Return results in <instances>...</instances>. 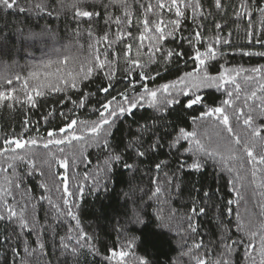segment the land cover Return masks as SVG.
<instances>
[{
  "label": "snow or ice",
  "instance_id": "1",
  "mask_svg": "<svg viewBox=\"0 0 264 264\" xmlns=\"http://www.w3.org/2000/svg\"><path fill=\"white\" fill-rule=\"evenodd\" d=\"M228 19L248 45L264 46V0H0V51L12 34L16 53L30 58L13 62L25 74L0 71V109L24 113L18 133L0 134V264H79L85 254L152 264L132 230L145 224L143 208L127 216L107 254L77 210L86 182L106 190L117 165L134 175L162 149L176 167L155 163L140 204L154 202L158 226L179 237L172 264H264V64H228ZM37 46L48 49L38 59ZM210 91L219 95L209 102ZM209 165L228 177L233 199L195 183L184 198L179 176ZM241 201L243 210L234 209ZM210 211L216 232L205 240L199 219Z\"/></svg>",
  "mask_w": 264,
  "mask_h": 264
},
{
  "label": "trees",
  "instance_id": "2",
  "mask_svg": "<svg viewBox=\"0 0 264 264\" xmlns=\"http://www.w3.org/2000/svg\"><path fill=\"white\" fill-rule=\"evenodd\" d=\"M9 22H12V17H9ZM40 23L42 24L44 21L41 20ZM24 24L38 27V25H35L30 19H25ZM224 24L226 31L233 32V45L228 49V64L232 66L242 65L244 67L264 64V57H248L234 54L235 50L239 48L264 50V46L260 44L248 45L243 39V33L236 29L230 19L225 20ZM0 28H3V21H0ZM59 32L61 38L60 42L67 43L70 39V33L65 31L63 25L59 26ZM20 46V42L17 38L9 34L6 48L0 51V71H7L10 75L16 72H20L21 74L27 72V67H20L13 63L17 61L19 65H26L29 62L30 58L26 57L22 52L19 54L16 53L15 49ZM0 47L3 46L0 45ZM46 51H48L47 48L37 46L35 49L36 58H40ZM70 54H77L76 49H72ZM83 54L86 55V53ZM5 64L10 65V67L5 69L3 67ZM218 95V93L210 91L206 98L210 102L214 96ZM52 100H54V98H50L49 103H51ZM41 103L44 102L42 101ZM56 107L59 110V105ZM47 110L48 105L45 104L44 107L29 112L28 117L30 121H38ZM23 118L24 113L20 111H12L7 108L0 109V134H11L13 130L18 133L21 130ZM60 123H62V121L59 119L52 121L53 125H58ZM41 131L43 132V128ZM90 159L94 163L98 162V155L95 151H92ZM159 159H169L170 166L175 169V157H171L166 149H162L160 154H157L153 158L143 160V162L139 164V170L134 175H131L128 169L117 165L113 172L111 183L106 190L102 189L99 192L91 191V181L86 182L85 193L82 200H80V208L77 212L81 220V226L93 237L101 253L107 254L106 249L112 247L115 243V237L118 234L117 229L124 223L127 216L136 207H141L144 209L146 222L143 226L134 227L132 229L140 237L138 241V254L146 255L151 259L152 264H172V261L179 254L177 245L179 237L176 236L175 233H170L158 226L159 222L155 218L158 211L157 205L152 201L140 204L141 193L139 189H144L143 199L147 200V194L153 187L151 180L156 174L154 165ZM87 170L88 169L82 166L78 171L82 174ZM179 179L182 182V190L185 199L193 183H195L197 187L203 184L204 190L210 192L219 189V195L224 199L234 198L231 185L227 183L228 177H221L211 165L204 170L203 174H183L179 176ZM31 183L35 186V179H33ZM125 193L129 195L126 196ZM194 195L198 194L194 193ZM129 196L132 198H129ZM172 203L176 207L182 206L180 200H174ZM243 206L244 201H241L239 209H237L235 204L233 208L242 211ZM248 207H252L251 202L248 203ZM164 214H167L166 211ZM199 224L201 234L204 235L205 240H207L209 236L215 234L216 225L211 211L207 216L199 219ZM79 264H103V262L100 260V257H93L85 254L81 256Z\"/></svg>",
  "mask_w": 264,
  "mask_h": 264
}]
</instances>
